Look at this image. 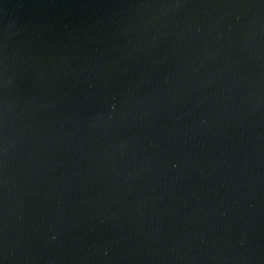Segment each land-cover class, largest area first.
<instances>
[{"label": "water", "instance_id": "water-1", "mask_svg": "<svg viewBox=\"0 0 264 264\" xmlns=\"http://www.w3.org/2000/svg\"><path fill=\"white\" fill-rule=\"evenodd\" d=\"M0 264H264V0H0Z\"/></svg>", "mask_w": 264, "mask_h": 264}]
</instances>
